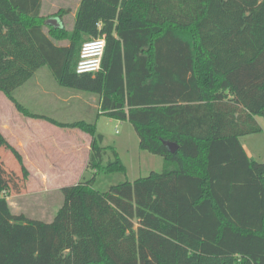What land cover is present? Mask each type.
I'll list each match as a JSON object with an SVG mask.
<instances>
[{
	"label": "trees",
	"instance_id": "obj_1",
	"mask_svg": "<svg viewBox=\"0 0 264 264\" xmlns=\"http://www.w3.org/2000/svg\"><path fill=\"white\" fill-rule=\"evenodd\" d=\"M41 6L0 0V92L21 111L14 92L47 68L132 124L163 167L99 192L97 174L126 171L117 152L105 166L95 123L43 117L91 136L92 177L59 189L50 222L13 213L0 179V264H264V163L240 143L263 130L264 0H80L71 32L45 25ZM94 39L101 70L76 74Z\"/></svg>",
	"mask_w": 264,
	"mask_h": 264
},
{
	"label": "rangeland",
	"instance_id": "obj_2",
	"mask_svg": "<svg viewBox=\"0 0 264 264\" xmlns=\"http://www.w3.org/2000/svg\"><path fill=\"white\" fill-rule=\"evenodd\" d=\"M49 3L53 6L49 7ZM78 5V0H44L41 14L43 17L62 14L64 29L71 32L72 17ZM56 44L67 45L68 41L60 40ZM14 99L21 111L0 92V134L3 140L20 154L24 165L25 159L38 164L49 173L44 180L49 177L58 181L56 185L60 186L37 187L35 182L27 187L30 173L26 165L28 175L24 178L12 151L0 141V179L7 187L10 198L7 201L15 214L50 222L62 203L59 189L76 184L83 176L86 179L92 177V171L85 170L91 136L78 128L55 125L45 118L65 125L95 123L96 133L103 136L102 146L106 147L105 166L114 160L111 149L117 152L126 171L97 174L93 188L99 192L162 170L161 157L139 148V139L132 124L98 114V96L59 86L47 68L38 70L17 89ZM258 121L262 132L243 136L240 143L250 158L264 163V121L261 118Z\"/></svg>",
	"mask_w": 264,
	"mask_h": 264
},
{
	"label": "built area",
	"instance_id": "obj_3",
	"mask_svg": "<svg viewBox=\"0 0 264 264\" xmlns=\"http://www.w3.org/2000/svg\"><path fill=\"white\" fill-rule=\"evenodd\" d=\"M105 42L103 39H94L84 42L80 48L75 66L76 74L95 75L101 70Z\"/></svg>",
	"mask_w": 264,
	"mask_h": 264
},
{
	"label": "crops",
	"instance_id": "obj_4",
	"mask_svg": "<svg viewBox=\"0 0 264 264\" xmlns=\"http://www.w3.org/2000/svg\"><path fill=\"white\" fill-rule=\"evenodd\" d=\"M78 2H80V0H78ZM43 5H44V0H42L41 11L43 9ZM52 6L53 5H51L49 3V7H52ZM74 12H75V10H74ZM41 15L43 16L44 14H41ZM53 16H56V15L55 14L54 15H49L50 18H57V17H53ZM74 16H75V13L73 14V17H72L73 18V23H74ZM58 19H59L61 25L64 27L62 17L61 18L59 17ZM46 30L47 29H45V31ZM24 162H25V165H26V167H27V169H28V171L30 173V178H29V181L27 182V187H31L33 185V183H35V182H36V186L37 187H60V186H57L56 185L58 181H56L54 179L53 180H50V178L47 177V179L44 180V176L45 175H49V173H47L46 171H44L43 168L40 167L38 164H35L34 162H28L26 159L24 160ZM6 199L9 200L10 198H8V196H7Z\"/></svg>",
	"mask_w": 264,
	"mask_h": 264
},
{
	"label": "water",
	"instance_id": "obj_5",
	"mask_svg": "<svg viewBox=\"0 0 264 264\" xmlns=\"http://www.w3.org/2000/svg\"><path fill=\"white\" fill-rule=\"evenodd\" d=\"M45 25H50L55 28H62L63 26L61 25L60 21L58 18H49L45 21ZM162 144L169 150L170 153H175L178 149L177 145L172 142L168 141H162Z\"/></svg>",
	"mask_w": 264,
	"mask_h": 264
}]
</instances>
